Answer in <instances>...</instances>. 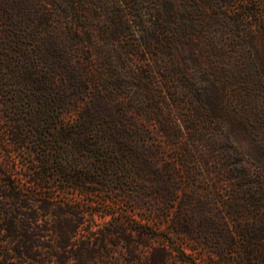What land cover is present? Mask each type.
<instances>
[{
  "label": "rangeland",
  "instance_id": "374dc122",
  "mask_svg": "<svg viewBox=\"0 0 264 264\" xmlns=\"http://www.w3.org/2000/svg\"><path fill=\"white\" fill-rule=\"evenodd\" d=\"M60 1L67 24L50 3L47 20L34 0H0V201L13 178L27 197L23 214L47 193L74 205L67 214L79 222L75 243L91 244L92 264H264V131L242 129L241 117L232 121L228 100L223 114L213 115L212 94L205 93V103L194 98L199 84L208 88L204 58L201 71H193L189 98L176 107L166 97L168 73L176 80L175 68L183 65L180 53L151 52L144 42L158 41L149 32L159 17L160 39L166 38L168 23L177 22L174 7L163 0ZM69 25L80 37L70 35ZM106 91L114 92L118 118L144 127L143 145L160 147V186L149 170L145 177L135 172L132 187L97 182L101 142L88 109ZM153 94L164 100L157 109L149 105ZM160 116L184 128L182 136L169 142ZM189 120L196 132L186 129ZM43 153L49 181L38 184L32 178ZM68 161L75 168L65 174ZM78 169L95 176L82 194L71 183ZM12 204L20 205L15 198ZM139 222L146 226L142 236L134 230ZM41 255L54 263L49 251ZM17 264L29 263L23 257Z\"/></svg>",
  "mask_w": 264,
  "mask_h": 264
},
{
  "label": "trees",
  "instance_id": "16d2710c",
  "mask_svg": "<svg viewBox=\"0 0 264 264\" xmlns=\"http://www.w3.org/2000/svg\"><path fill=\"white\" fill-rule=\"evenodd\" d=\"M163 1L174 7L177 22L168 23L166 38L162 40V18L159 17V22L153 24L149 32L150 35L156 36L158 41L155 44V38H150L144 42V47L156 53H180L183 65L175 68L176 80H171L173 73H168L166 88L170 86V89L167 90L166 97L170 98L176 107L180 104L178 99L189 98L188 89L192 87L193 71L196 68L200 70L204 58L207 60L210 76L208 79L204 77V82L207 80L209 84L207 89L205 85L199 84L197 96L194 98L205 103L210 100L205 93L212 94L210 102L213 115L223 114L220 107L223 101L228 100L232 121H235L234 117H241L239 123L242 129H259L263 132L264 0ZM34 2L44 19L50 18L51 14L47 9V4L50 3L62 18L61 23L67 24L68 15L60 0ZM154 14L150 11V23L156 19ZM152 30L158 33L153 34ZM68 31L71 36L80 37L76 27L69 25ZM168 72H171V69ZM169 83L172 85H168ZM176 85L178 90H175ZM194 92L190 90L192 97ZM113 93L102 92V98L96 97L88 109L93 120L88 124L92 129H97L95 141L101 142L94 155L98 170L97 182L119 188L127 184L132 187L135 172L138 177H145L149 170L153 173L156 184L160 186L164 180L163 169L158 164L160 147L151 149L149 145L144 146L143 142L147 136L144 127L134 128L127 120L118 118L116 106L113 104ZM162 97L166 99L165 96ZM160 98L161 96L153 94L149 105L157 109L158 102L164 101L159 100ZM238 106L242 108L241 111L237 109ZM186 116H190L189 112ZM159 122L162 133L169 142L182 136L184 128L178 127L168 116H160ZM190 125L186 126V129L196 132L197 129L191 121ZM136 154L140 158V164L136 163ZM46 156L45 153L40 156L42 166L33 172L32 181L38 184L49 181ZM74 168L68 161L61 170L66 174ZM77 172L79 178L71 179V183L77 192L82 194L88 189L87 181L91 182L95 176L90 170L81 172L78 169ZM82 173L85 174L83 179ZM16 185L13 178H7L4 196L0 201V264H17V260L23 257L29 264H66L69 260H74L76 264H92L95 254L91 244L75 243L74 236L79 222L75 220L74 214H67L71 213L75 206L54 198L52 193H47L40 198L36 208H29L28 212L23 214L20 210L24 208L27 197L16 189ZM61 185L65 183L62 182ZM174 188H168L170 194ZM14 198L18 199L20 204L17 208L12 204ZM44 215L48 216L43 217ZM144 227L146 226L142 223L135 225L134 230L138 236L147 233L143 230ZM116 233L117 236L120 235L119 231ZM41 250L52 253L54 263L46 262Z\"/></svg>",
  "mask_w": 264,
  "mask_h": 264
}]
</instances>
